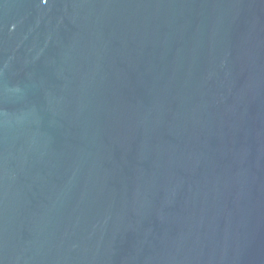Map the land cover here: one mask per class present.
Returning <instances> with one entry per match:
<instances>
[{
	"label": "water",
	"instance_id": "water-1",
	"mask_svg": "<svg viewBox=\"0 0 264 264\" xmlns=\"http://www.w3.org/2000/svg\"><path fill=\"white\" fill-rule=\"evenodd\" d=\"M0 264H264V0H0Z\"/></svg>",
	"mask_w": 264,
	"mask_h": 264
}]
</instances>
